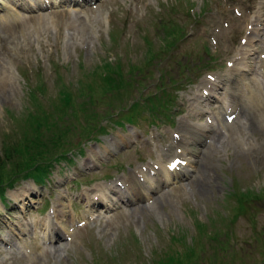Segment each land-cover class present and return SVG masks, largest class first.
<instances>
[{"label": "rangeland", "instance_id": "obj_1", "mask_svg": "<svg viewBox=\"0 0 264 264\" xmlns=\"http://www.w3.org/2000/svg\"><path fill=\"white\" fill-rule=\"evenodd\" d=\"M0 1V153L15 151L0 168V264H160L199 243L203 264H264V104L250 102L242 75L228 76L251 40L246 80L264 93V0ZM106 64L142 74L120 95L111 90L119 80L91 76ZM38 85L44 91L30 95ZM72 90L59 124L94 128L79 131L81 146L39 185L34 171L19 172L29 151L21 141L33 152L52 136L55 106ZM200 95L210 101L196 113ZM232 100L234 116L222 113L227 124L208 132ZM119 111L134 123L105 121ZM187 122L207 131L183 147L176 135L193 130ZM183 149L196 157L190 173L150 188L138 170L153 178V165L169 166ZM132 175L137 189L127 201L124 190L99 200L97 185L112 189ZM235 188L251 191V203L233 197Z\"/></svg>", "mask_w": 264, "mask_h": 264}, {"label": "trees", "instance_id": "obj_2", "mask_svg": "<svg viewBox=\"0 0 264 264\" xmlns=\"http://www.w3.org/2000/svg\"><path fill=\"white\" fill-rule=\"evenodd\" d=\"M179 25V24H178ZM177 24H174L172 26V31L171 34H179V29L177 27H179ZM164 27H166L167 25L164 24ZM182 27V26H181ZM171 29V28H170ZM109 67L108 64H106L105 66L101 67V71H104V73H100L99 71H93L91 76H96L99 77L101 80H107L108 84L111 83L112 80H119L116 84H112V89H115V92L121 91L120 95L122 93V88L123 89H128L131 90L133 89L135 86L132 83H137V81L133 82V80H138L136 77V73L140 72V69H130L128 68L126 70V75L124 74L123 68L120 69V66L118 64L115 65V67ZM136 71V72H135ZM142 74V73H141ZM170 81L174 84L176 83L175 78L173 79L172 77L169 78ZM28 80H31L30 78H28ZM30 85V84H29ZM121 87V88H120ZM39 91H44V88L40 85L38 86H33L30 89V95H34L37 96V93ZM133 91V90H132ZM69 96H66V103H64L63 105L60 106H55V108L57 109L55 112H57V114H54V123L53 125H55V123L57 122V129L56 131L53 133L52 136H48V138L46 140H42L44 143H40L37 147L34 148V151H31V147L26 146V142L23 140L21 141V149H23L25 152H27L28 150V154L26 155L27 157V161L19 164L17 167L19 168V172L20 173H25L24 175L28 176L29 175V171H34L35 173L33 175H35V178L38 180L39 185H46L47 182V178L49 177L50 173H51V169L52 166L54 169L55 168V164L60 163V160H63L66 156H69L71 154V152H69V150H73L76 149L78 147H80L81 145L77 144L79 140H82L84 138V135L82 133H79L80 130L82 129H93V125L92 124H88V125H84V124H80L79 122H75V123H69L66 121V124L64 125H60L59 121H58V115H65L67 114L72 107V100L75 97L76 93L75 90L70 91ZM96 100L98 101V99L96 98ZM95 102H93L91 104V106H94ZM78 105L80 106L81 110H87L86 108L83 107L82 103H78ZM88 106V107H91ZM123 112L119 111L118 114H115L113 116H108L105 121H115L120 124L123 125L124 123H126V120H128L131 123H134V117H132V114L128 115V119H126L124 117V119L121 118V114ZM89 122H91V120H89ZM63 127H67L68 130L71 133H78L76 134V137L74 139L68 138L67 136H65V130ZM20 150V149H17ZM15 151L13 152L11 149L8 150V152L6 153H0V168L5 166L7 164V162H11V158L14 157ZM22 166H24L22 169H20ZM2 179L0 178V186L2 185ZM235 195H232L233 197L239 196L242 194L245 195L243 196V199L251 200L248 199V196L251 194V191H247L245 193H239L237 188H235L234 191ZM256 196L259 197V195L256 194ZM257 200L259 198L254 197ZM255 201V200H254ZM244 203V207H245V202ZM247 203H251L250 201H248ZM246 209V207H245ZM232 223L235 221L236 216L232 217ZM226 237L228 238V234L226 235ZM216 238L214 237L213 240H215ZM199 244H195L193 247L191 246H187V251L184 253H181L183 255V259H178L174 257V254H167L168 256L165 257V259H162L159 261L160 264H203L205 261L204 255L205 252H202L201 250H199ZM225 251H227V249H225ZM178 255V253H175ZM211 259H213L211 257ZM211 262V260H210Z\"/></svg>", "mask_w": 264, "mask_h": 264}, {"label": "bare ground", "instance_id": "obj_3", "mask_svg": "<svg viewBox=\"0 0 264 264\" xmlns=\"http://www.w3.org/2000/svg\"><path fill=\"white\" fill-rule=\"evenodd\" d=\"M81 1H83L85 3H89L88 0H81ZM0 4L3 5L2 2ZM74 4L75 5H80L81 2L80 1L79 2L74 1ZM17 6L18 5L15 3V7L13 6V9H15V8L17 9ZM39 7L40 6H38V8ZM3 8H4V6H3ZM5 10L7 12V15H10V14H13L14 13L11 7H10V11L11 12L7 8ZM260 19H261V16L260 17L257 16V21L258 22L260 21ZM248 41L250 42L251 40H248ZM249 42H247L246 45H244L245 46L244 52L241 53V55L236 58V61H239V62L236 63V61H235V62H233V64H231V68H230V70L228 72V76L230 78H232V77L234 78L236 74L237 75L238 74L242 75L243 76L242 81L244 83V87L246 88V91L248 92L250 102L253 103V104L256 103L258 106L261 107L264 104V95H263L264 93L262 94V92H261V88H260L261 86H260L259 82H255L254 79H253L254 82L253 81L250 82V81H247L246 80V78H247L246 72L249 71V67H248V65H244V63L247 60H249L250 59V56L252 55V54H250L251 51H252V50L249 49L250 48V45L248 46V43ZM262 75H263V73H262ZM213 86H215V85L213 83H211V82H204V84H203L204 90H207V91L213 89ZM231 90H233V98L232 99H234V96L236 94H239V93H238V91H234V89H232V88H231ZM247 92H245V93H247ZM204 96L205 95H203V96L200 95L197 98H195V102L198 103V105L195 108L197 110H199L196 113H199V112L202 113V112H205L206 111V109L204 110L203 108L200 107L201 106V102H203L204 100H207V98H205ZM231 102H232V105H229L227 107L228 110H230L231 112L230 111H227V110H226V114L224 112H218L217 113L218 123L217 124H214V122L212 121V123L210 124V126H208V127H210V129L208 130V132H210V133L211 132L212 133H216L218 130L213 129V127H216V125H219V127H224L225 126V122L226 121L225 122L223 121L222 113L225 114L226 117H228L229 115L234 114L236 112L237 107H236L235 100H232ZM248 106H249V104H248ZM196 113H194V114H196ZM214 121H216V120H214ZM185 124H186L187 127L191 128L193 130L192 131H188V130H182L181 129V130L178 131L179 134H177L176 136L179 139L180 143L183 144V147L185 146L184 142L189 143V141L192 140V138L190 137L191 134H193L192 137H196V136H198L197 133H202V132H205L206 133V131H207V127L206 128H198V127H195L194 124L188 123V122L185 123ZM226 124H227V122H226ZM219 127H218V129H219ZM180 143H178V146H180ZM179 159H180L179 165H177V166H173L174 164H171L169 166H164V164L162 162H160V161L155 166L153 165L152 166V169L155 172L153 178L151 176H149L145 172V170L143 171V168L142 169H139L138 170V173L141 174L142 177H144V182H146V184L150 185V188H155L158 185L164 186V185H166L168 183L175 182V180H177L179 178H183L184 176H186L187 174H189L190 171L195 167L194 164L197 162L196 161V157L190 156L189 153H188V151L186 149H183L182 156ZM136 179L137 178L134 177V175H132L131 177L126 178L124 181L122 180L123 183H122V181H121V183L123 184V186L121 188L118 187V186H112L111 187L112 189H110L109 187H107V186H105L103 184L97 185V188L98 189H97L96 194L100 195L99 196V200L101 199L102 201L104 200L105 202H107L108 201V198H110L109 197L110 193H114L115 195L116 194H121L120 193V190L122 191L124 189V191L128 195L125 196V195L122 194V198H120V201L125 202V201H127L126 198L128 196L131 197L132 196L131 193L133 194L134 191L137 189L136 188V185H135L136 183L134 184V182H136ZM96 194H95V196H96ZM116 200H117V198L115 200L114 199H112V200L110 199L111 205L114 204L116 202ZM88 202H89V204L91 206H94L93 205L94 200H90L89 199Z\"/></svg>", "mask_w": 264, "mask_h": 264}]
</instances>
